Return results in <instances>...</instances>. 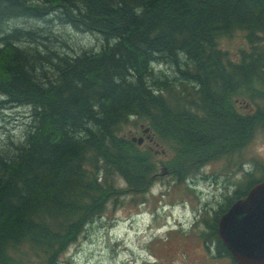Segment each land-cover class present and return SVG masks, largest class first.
<instances>
[{
	"label": "trees",
	"instance_id": "16d2710c",
	"mask_svg": "<svg viewBox=\"0 0 264 264\" xmlns=\"http://www.w3.org/2000/svg\"><path fill=\"white\" fill-rule=\"evenodd\" d=\"M48 16L100 47L61 53L9 25ZM237 31L246 46L234 59L219 41ZM235 99L256 109L242 115ZM261 101L264 0H0V109L31 112L23 139L0 147V264H58L124 195L114 176L148 188L156 165L122 135L130 119L169 143L166 166L181 182L264 131ZM255 180L248 173L234 199ZM216 219L207 236L229 256Z\"/></svg>",
	"mask_w": 264,
	"mask_h": 264
},
{
	"label": "rangeland",
	"instance_id": "374dc122",
	"mask_svg": "<svg viewBox=\"0 0 264 264\" xmlns=\"http://www.w3.org/2000/svg\"><path fill=\"white\" fill-rule=\"evenodd\" d=\"M9 25L31 32V37L37 40L43 39L50 49L70 55L97 50L101 44L95 34L78 31L50 16L44 20L21 19ZM38 27L42 29L41 34L35 35ZM242 36L237 31L231 39H221L220 47L235 56L238 49L246 46ZM165 70L170 72L168 68ZM258 103L264 106V101ZM252 108L256 107L242 99L236 104L240 113H251ZM30 114L27 106L0 109V147H5L10 140L23 139L31 122ZM141 126L148 124L130 119L122 128V135L127 139L137 138L141 135ZM154 141L150 144L144 140L142 144L157 166L148 190L129 191L123 179L114 176L113 186L126 190L124 195L115 202L113 199L107 202L103 213L92 218L78 240L58 257V264H231L230 258L218 252L215 242L207 236L208 225L234 200L235 191L244 186L248 173L253 178L264 174L258 169L264 168V131L257 130L238 152L200 166L186 182H176L165 167L174 157L169 143L155 134ZM142 147L134 145V151L145 152ZM186 185L192 187L188 189ZM165 190H169L167 195H161ZM141 198H145V204L138 207ZM161 204L168 205L159 212L162 216L155 215L154 209ZM221 209L224 210L220 212ZM152 226L158 228L148 230ZM114 236L121 239L120 247L112 245Z\"/></svg>",
	"mask_w": 264,
	"mask_h": 264
},
{
	"label": "water",
	"instance_id": "95a60500",
	"mask_svg": "<svg viewBox=\"0 0 264 264\" xmlns=\"http://www.w3.org/2000/svg\"><path fill=\"white\" fill-rule=\"evenodd\" d=\"M217 234L236 264H264V179L219 218Z\"/></svg>",
	"mask_w": 264,
	"mask_h": 264
},
{
	"label": "bare ground",
	"instance_id": "6f19581e",
	"mask_svg": "<svg viewBox=\"0 0 264 264\" xmlns=\"http://www.w3.org/2000/svg\"><path fill=\"white\" fill-rule=\"evenodd\" d=\"M233 60V59H232ZM253 109V108H252Z\"/></svg>",
	"mask_w": 264,
	"mask_h": 264
}]
</instances>
